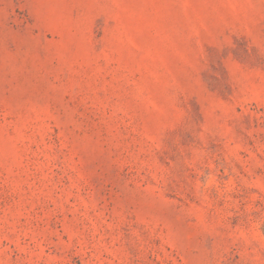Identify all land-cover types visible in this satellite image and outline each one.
<instances>
[{
    "label": "rangeland",
    "instance_id": "obj_1",
    "mask_svg": "<svg viewBox=\"0 0 264 264\" xmlns=\"http://www.w3.org/2000/svg\"><path fill=\"white\" fill-rule=\"evenodd\" d=\"M0 264H264V0H0Z\"/></svg>",
    "mask_w": 264,
    "mask_h": 264
}]
</instances>
